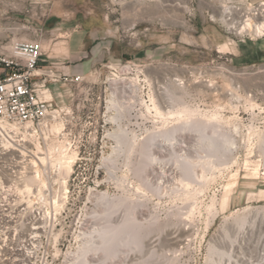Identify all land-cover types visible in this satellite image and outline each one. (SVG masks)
I'll list each match as a JSON object with an SVG mask.
<instances>
[{
    "label": "rangeland",
    "instance_id": "rangeland-1",
    "mask_svg": "<svg viewBox=\"0 0 264 264\" xmlns=\"http://www.w3.org/2000/svg\"><path fill=\"white\" fill-rule=\"evenodd\" d=\"M233 1L236 0H0V41L37 39L45 52L42 62L56 63L69 76L51 83L50 91L57 109L72 112L73 133L70 140H65L71 142L72 148L79 147L73 172L69 165L62 169L63 175H68V197L57 219L49 222V227L54 224V230L49 228L42 236V246L31 258L33 264H67L65 255L79 249L85 227L97 226L95 222L108 212L116 220L113 223L118 224L129 216L131 206L133 210L138 205L143 215L137 213V219L148 226V219L156 218L155 226L161 228L160 232L147 236L144 233L140 250L112 240L111 248L117 253L106 264H217L228 252L237 224L250 220L254 208L264 211V151L258 135L252 134L264 130V37L249 40L232 33L222 10ZM175 19H183V23ZM69 37L75 41L73 44L82 39V43L88 41V46L69 53ZM117 77L138 83L133 89L132 111L124 108L121 120L128 140L133 134L142 137L151 131L152 117L142 101L148 100L158 79L162 87L170 90L175 108L183 103L195 105L203 119L212 112L219 114L221 126L234 139L229 172L219 165L213 172L215 181L202 192L198 189L186 194L163 185L156 191L150 164L138 175L125 165L128 146H124L109 173L103 162L110 154L115 155L117 143L109 134L117 126L108 120L113 111L107 106L111 80ZM177 77L183 81L180 85L174 81ZM203 79L216 84V90H206L194 82ZM228 89L230 95L226 93ZM227 116L231 119L227 120ZM66 119L61 113L56 121L65 124ZM207 130L209 135L211 130ZM41 144L45 150V144ZM195 148L192 159L203 153ZM51 155L56 157V151ZM228 182L233 185L231 201L221 211L218 202ZM58 187L55 183L54 189ZM100 192L112 196L111 205L104 203ZM213 197H217L215 219L209 209ZM96 198L102 201L95 204ZM40 209L49 214L53 211L45 203ZM177 234L187 240L177 244ZM256 238L251 236L246 245L254 244ZM212 246L218 254L211 251ZM222 252L224 255L219 254Z\"/></svg>",
    "mask_w": 264,
    "mask_h": 264
},
{
    "label": "bare ground",
    "instance_id": "bare-ground-1",
    "mask_svg": "<svg viewBox=\"0 0 264 264\" xmlns=\"http://www.w3.org/2000/svg\"><path fill=\"white\" fill-rule=\"evenodd\" d=\"M182 20L175 19L174 21L182 24L183 23ZM132 80L125 77H117L111 80L112 86L111 85L110 86L112 92L110 99L108 101L107 108L109 111H113V112L109 116L108 120L110 122H113L117 127L113 129V131L109 134V136L115 138L117 147H115L114 150L115 153H113L115 155L110 154L109 156L104 158L103 163L104 166L109 171V173L111 170L109 168H111L112 166L111 164L114 163L113 160L115 159V157L117 158V156L120 155V153L124 150L123 148L124 146H128L126 148L128 154L126 153L127 160L125 165L127 167H131L133 171L136 172L138 175L141 174L142 170L144 169V167H146L147 164H150L148 165V167H150L148 168L149 174L152 175V178L155 181L154 190L156 191L159 190L161 185H163L166 187L168 186L172 191H182V192L185 191L183 193L191 192L190 190L197 191L198 189H200L202 192V190L207 188L212 181H215L216 174L214 175L213 172L216 169L218 171L219 165L221 164L224 165L225 167L223 168L225 170H228L229 172L230 169L229 164L232 161L231 153L234 147V139L231 137V133L228 132L227 129L226 130L225 128L223 129V127L221 126L222 125L220 124L221 117L219 116V114L217 112L216 113L212 112L210 113L209 116H207L208 118L204 117L205 119H203L198 115L199 110L198 107L197 108L194 107L195 105L190 106L188 104L183 103V105L178 104L179 106L175 108L174 107L175 104H173L172 100H170L172 98L170 90L166 88L167 86L162 87L159 84L158 79H155L154 81V85H153L154 91L151 92L149 89L151 93L148 94V100L142 101L143 103L145 102L144 107H146L147 112H149L152 117L153 123L151 122L152 125L150 124L152 126L151 131H149V133L147 131L148 135L142 137L141 136L138 137L135 134H133L131 140H128L127 131L125 130V128H123L121 120L123 118V111L127 109L129 112H131L134 106L133 89H135L134 87L137 86L135 85L137 82L135 83ZM174 81H178L179 85L180 83H183V81H180V79L178 80V77L177 79H174ZM194 82L198 83V86L200 85L202 88L206 90H211V91L216 90L217 85L214 84L211 80L209 81L207 79L206 80L203 79L202 81L196 80ZM194 82L192 81L191 83ZM229 90L231 89H228L226 93L230 95L231 92ZM137 117H139V115ZM229 119H231V116H227V120ZM62 125L63 124L61 123L59 124L58 121L56 120L52 122V130L53 132H57L59 134V137L55 141L47 142L46 144L47 146L45 150H42V147L39 145V143H36L37 154L41 159V161L46 163V165L48 164V162H50L51 166L55 168L54 173L52 175V179L54 180L53 182L48 180V176H47L48 172H46L47 174L43 172L42 174L39 175V180L37 182L38 184L36 183L37 186L39 187L38 190L40 194H42L45 198V204L47 205L50 204L52 206L53 211L51 212V214H49L50 213L49 211L48 212L43 211L42 209H40L39 206L38 207V211L40 215L39 218L31 225H26L24 233L26 234V244L28 245L26 246L25 250L28 256L33 255L35 251L42 246V236L48 233L49 228L50 231L53 232L54 224L52 223L51 227H49L48 224L51 220L55 221L57 219V213L61 211V209L64 207L65 201L68 197V186H67L68 175H63L62 173L63 166L69 165L70 167L73 168L72 165L74 164L75 160L78 159L79 157L78 152H76L77 151L76 148L71 147L76 151L70 150V148L68 149L67 145H70L71 142L69 143V141L65 140V138L67 139V137L64 134L62 136L60 135L61 134L60 131L62 130L63 127ZM208 127L211 130V133L209 135L206 134L205 132V130H207ZM252 134L254 136L258 135L257 136L258 142L262 144V149L264 151V130L262 132H258V131L254 132ZM195 147L202 150L203 153L200 155L198 153L199 157L195 156V158L192 159L193 156L191 155V151L194 150L193 148ZM53 151H56L57 153L56 157H53L51 155ZM39 153L42 155H39ZM134 156L137 157L136 161L135 160L132 161V158ZM28 180L29 181L27 186L35 183L34 176H30ZM52 183H56V184L58 183L59 184L58 189L57 188L54 189ZM1 184H3V177H0V189H1ZM223 187H224V193L218 202L221 211H225L228 208L229 202L231 201L232 187H233L232 182L226 183ZM193 193H195V191ZM99 194L101 195V192ZM95 196L97 197V194ZM111 197L108 196L107 194L101 195V199H103L104 203L106 204L110 203L109 205L112 204L111 201L113 199ZM216 198L215 197L211 198L212 201L209 205L210 207L209 209L213 211L212 212L213 215L210 212L211 216H213L212 219H215V217L217 216V209L215 207ZM98 199L100 200V198ZM98 199L96 198L95 204L99 202ZM106 204L105 206H107ZM124 204L127 205L126 202ZM115 205L117 206V203ZM136 205L138 204L136 203ZM42 206L43 205H41V207ZM99 206L101 207V205ZM134 207L135 205L133 206V208ZM248 208L249 207L245 209ZM113 209H111V211ZM126 209L128 210L129 208L126 207ZM131 209H129L130 214L127 218L124 215L125 213L124 211L123 216H125L126 219L124 218L125 220L122 219L121 222L119 223L117 222L118 224L113 223L116 220L111 218L112 215L109 214L110 212H108L107 214L104 213V216L101 218V221L99 222L98 220L97 222L93 220L95 224H97V226H94L93 224V226L90 225L88 226V228L86 227L84 228L85 231L81 232L82 241L79 246V249H77L76 252L74 251V253L69 252L65 255L66 257L65 260L67 264H106L107 263L106 261L110 258V256L115 255L117 253V249L111 248L112 240H115L118 243L122 242L123 245H130V247L133 245L134 247H137L139 249L144 246L143 245L144 233L145 235L146 234L150 235V232L152 233L153 231L160 232L159 230H161V228L158 229L155 226L156 218L153 219L151 217L150 220L148 219L149 221L148 226H145L146 224L143 226L142 222H140L137 219L138 214L143 215L142 214L143 208L141 209V207H139L138 205V208H135L133 210ZM103 210L105 211L106 208H104ZM118 210L120 209L118 208ZM190 210L191 208L189 209V211ZM114 211L115 210H113V212ZM252 211H253V215L250 218V220L245 219L239 225L237 224L236 227L237 232L234 233L235 236L233 235L234 238L229 243L228 252L227 253L225 252L226 258H224L225 255L223 252L219 253L224 256H222L219 261L217 260L218 261L217 264H264V211L261 212L259 208L258 209L254 208ZM120 218L121 216L119 217V219L117 218L115 219H117V221H120ZM179 227H183V225ZM7 229H9L10 232V228H0V232H5ZM253 235H256L257 237L256 241L254 244L248 247L247 246L248 244L246 245V242L248 243L247 239L251 238V236ZM184 237L183 234L177 237L176 243L177 244L183 243L185 239L187 240V238ZM216 249L217 248L215 246L211 247L212 252L215 251ZM245 252H247L248 255Z\"/></svg>",
    "mask_w": 264,
    "mask_h": 264
},
{
    "label": "built area",
    "instance_id": "built-area-1",
    "mask_svg": "<svg viewBox=\"0 0 264 264\" xmlns=\"http://www.w3.org/2000/svg\"><path fill=\"white\" fill-rule=\"evenodd\" d=\"M223 15L232 33L242 39L264 37V0L233 1L224 7ZM44 54L37 39L0 41V228H10L0 232V264H33L31 258L38 249L26 254L24 230L39 218L38 207L45 203L37 186L39 175L48 172L53 182L55 170L50 162L41 161L36 143L43 148L41 143L46 147L58 139L52 122L61 113L68 119L60 135L70 140L73 133L72 112L57 109L50 91L51 83L69 76L56 63L44 64ZM30 176L35 183L27 186Z\"/></svg>",
    "mask_w": 264,
    "mask_h": 264
},
{
    "label": "crops",
    "instance_id": "crops-1",
    "mask_svg": "<svg viewBox=\"0 0 264 264\" xmlns=\"http://www.w3.org/2000/svg\"><path fill=\"white\" fill-rule=\"evenodd\" d=\"M84 41V40H83ZM73 42H75V41H73V39L72 38H70L69 37V39L67 40V47H68V52L69 53H73V52H76V51H81V49L83 48V47H87L88 45H87V42H86V40H85V42L84 43H82V39L81 40H77V42L75 43V44H73ZM77 47V48H76ZM80 49V50H79Z\"/></svg>",
    "mask_w": 264,
    "mask_h": 264
}]
</instances>
